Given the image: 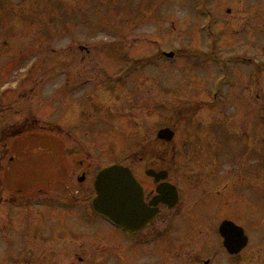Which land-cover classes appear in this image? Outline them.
<instances>
[{
  "label": "flooded vegetation",
  "instance_id": "flooded-vegetation-1",
  "mask_svg": "<svg viewBox=\"0 0 264 264\" xmlns=\"http://www.w3.org/2000/svg\"><path fill=\"white\" fill-rule=\"evenodd\" d=\"M59 1L68 6L75 5V8H72L75 10L82 8V0ZM97 1L100 3V0ZM131 1L123 0L120 9L109 4L110 7L100 12L106 17L109 27L107 29L113 28L120 34L118 43L104 44L102 48V42L96 45L94 40L92 41L89 35L91 29H88L82 37V29L87 27H83L77 12L68 14L65 11L55 12L56 0H0V40L4 32V37L6 36L4 42L7 47L0 52V58H3L0 62V92L16 91L18 87L10 86L9 79L12 77L11 72L15 68L16 61L24 59L27 62L31 61V68L34 62L41 60L45 63L49 61L70 63L77 78L73 89L80 90L96 83L94 78L99 71L93 69L95 65H91L90 69H84L83 72L80 64L86 61L90 65L91 62L97 61V51L108 62L119 60L156 62L162 56H167L168 52H173V50H162L160 44L162 0H133L132 5L129 3ZM246 1L242 0V3ZM111 2L112 0H109V3ZM174 2L177 6V0ZM137 3L138 8H136ZM163 3H172V0H164ZM139 8L149 11L147 15L153 21V28H150L151 35L141 38L146 45L145 48L137 42L138 37L129 35L130 30L140 26L142 28L146 24V20L141 21L146 13ZM256 16L259 19L257 24H260L264 19V12L259 11ZM121 17L124 21H119ZM5 19L8 24L18 19V25L22 30L17 35L11 34V26L8 28ZM27 20L32 21L33 29L30 31L26 28L24 32L25 24L28 25ZM170 25L176 29L173 20L170 21ZM66 39L68 43L65 46ZM105 47L109 48L104 49ZM140 47L144 51L137 53ZM125 50L129 51L125 53ZM126 72L133 74L136 71L126 70ZM8 74H11V77ZM34 88L36 89L37 86L32 89ZM142 88L136 94L127 91L122 93L127 99V104L119 111L110 109L107 118L112 129L108 133L97 131L95 126H91L87 131L82 129L80 132L82 127L76 125L77 134L73 135L67 133L59 124H51L36 118L31 115L32 112H25L22 115L21 122L24 121V129H20L21 134L26 130L29 132L32 128H38L37 131L58 129L68 137L65 141L72 144L67 150L66 148L64 151L61 150L60 154L68 153L70 158L68 156L64 158L62 174L55 171L57 175L54 177L55 180L52 181L50 176H47L42 186L34 191L30 188L17 187L13 189L10 198L0 197V200L5 202L6 206H11L12 210L26 209L28 215V217H5L11 220L14 227L12 239L15 249H18L12 264H226V254L230 259L231 256L240 255L247 248L251 249L253 255L251 264H264V213L259 215L261 217L259 220L250 219L251 230L253 229L255 234L253 238L239 220L240 212L254 203L252 198L251 203L248 202L250 193L244 186L250 185L256 190L259 185L264 189V150H255L251 162L248 163L246 159L245 171L247 172L249 168L250 171L249 175L248 172L245 173L241 183L239 177L232 176L231 171L226 169V163L218 155L215 142L209 143L204 139L193 140L189 123L196 117L202 120L204 118L205 124L210 122L209 117H206L205 106L193 107L189 104V122L185 125V141L182 143L179 140L181 132L178 124L172 122L161 125V90L158 83L153 85V90L149 89L146 93L145 86ZM22 89L25 91V87ZM71 92L69 91L68 94ZM21 93L18 97L28 100L29 104L33 102L31 101L33 95L38 96L37 92L30 94L22 91ZM262 100H264L263 95ZM11 103H14L13 99ZM249 103L251 112L257 113L252 100H249ZM260 108L264 110V101ZM135 111L137 114H144L142 117L144 122L139 124L138 128H134L131 134L127 133L125 144L129 146L122 148L124 160L115 163L130 168L142 185L146 206L155 214L145 217L146 223L140 229L132 231L116 225L109 217L95 211L93 208V200L97 195L95 182L102 166L98 168L92 164L93 162L87 161L86 154L76 155L78 152L76 147L82 141L91 140L90 137L112 135L119 128V124L128 127L133 118L131 114ZM172 118L170 114V120ZM260 120L264 122V115ZM163 128L174 131L172 139L160 138L159 132ZM29 133L34 134L33 131ZM135 142L138 144L134 146ZM6 154V151L1 153V166ZM8 164L9 162L5 164L7 170H9ZM76 168L80 169V173L76 175L75 181ZM93 172L95 179L92 182ZM81 184L85 185L84 190L79 188ZM69 188L71 189L67 190ZM72 189L75 200L72 201L68 196L67 198L60 196V190L63 194L64 190H67L70 194ZM213 204H217L220 208L218 212L213 209ZM228 204L236 208L235 214L226 213L224 208ZM8 207L6 212H9ZM71 211L78 215L65 217L67 214H72ZM226 220L242 226L249 237L248 245L236 254L230 253L225 244V234L221 226ZM115 231L122 232L123 247L132 251L131 255L124 254L119 249L117 239H113ZM229 264L241 263L230 260Z\"/></svg>",
  "mask_w": 264,
  "mask_h": 264
},
{
  "label": "rangeland",
  "instance_id": "rangeland-1",
  "mask_svg": "<svg viewBox=\"0 0 264 264\" xmlns=\"http://www.w3.org/2000/svg\"><path fill=\"white\" fill-rule=\"evenodd\" d=\"M56 1L55 12L78 13L83 27H87L82 29V37L88 29H91L89 35L92 41L94 40L96 45L102 42V48L104 44L120 41V34L113 28L107 29L109 27L106 17L100 12L110 7L109 4L118 9L122 8L123 0H112L111 3L109 0H100V3L97 0H82L80 10L72 9L75 5L68 6L62 1ZM132 2L133 0L129 3ZM163 2L164 0L160 4L163 17L160 44L162 50H173L174 57L162 56L156 62H121L120 60L108 62L97 51V61L91 62L90 65L86 61L80 64L83 72L84 69H90L91 65H95L93 69L99 71L94 78L96 83L80 90L73 89L77 78L70 63L60 61L45 63L41 60L34 62L31 68V61L27 62L26 59L16 61L15 68L11 72L12 77L11 74L8 76L11 77L10 86L18 88L15 89L14 94L10 91L0 92V156L3 151L7 152L3 165H0V197L10 198L13 189L17 187L30 188L34 191L42 186L47 176H50L52 181L55 180L54 177L57 176L55 171L62 174L64 158L67 156L70 158L68 153L60 154L61 150L64 151L65 148L67 150L72 144L65 141L68 137L62 131L58 129L37 131L38 128H32L29 132L33 131L34 134L27 130L22 134L19 132L20 129H24V121L21 120L25 112H32L31 115L42 121L59 124L67 133L73 135L77 134L76 125L82 127L80 132L82 129L87 131L91 126H95L97 131L108 133L112 129L107 118L110 109L119 111L127 104V99L122 93L127 91L136 94L143 89V86L146 93L149 89L153 90V85L157 83L161 90V125L172 122L178 124L181 132L179 140L183 143L186 134L185 125L189 122V104L193 107L205 106L206 117H209L210 122L205 124L204 118L202 120L196 117L189 123L193 140L204 139L209 143L215 142L218 155L226 163V169L231 171L232 176L239 177L238 180L243 183L245 173L248 172L249 175L250 171V168L245 171L246 159L249 163L255 150H264V126H262L264 122L260 120L264 115V110L260 108L264 101L262 100L264 19L257 24L259 19L256 16L257 12H264V0L251 2L247 0L245 3H242V0H177V6L174 0L167 4ZM138 7L137 3L136 8ZM143 12L146 14L141 21L146 20V24L142 28L140 26L130 30L129 35L138 37L137 42L145 48L146 45L141 38L151 35L150 28H153V21L147 15L149 11ZM23 15L26 16L25 13ZM17 20L14 23L12 20L11 24H8L6 19L4 21L8 24V28L11 26L13 35H17L22 30ZM172 20L176 29L170 25ZM119 21H124L123 17ZM31 23L32 21L27 20L28 25L25 24L24 32L26 28L32 31ZM4 34L3 32L0 40V44L2 43L0 52L7 48ZM67 43L68 39L64 45L66 46ZM142 47L136 52L144 51ZM107 48L109 47L104 49ZM128 51L125 50V53ZM2 59L0 58V62ZM126 70L136 72L129 74ZM108 76L111 78H107ZM35 81L37 82L34 85ZM34 86L37 88L32 89ZM22 91L30 94L37 92L38 96L33 95L31 100L33 102L29 104L28 100L18 97ZM69 91L72 92L68 94ZM249 100L254 103L253 107H256L257 113L251 112ZM75 110L79 112L76 111V115H74ZM170 114L173 116L171 120ZM131 115L132 124L129 123L128 127L119 124V128L110 136L96 135L90 137L91 140L88 142H80L76 147L78 150L76 155L86 154V160L93 162L92 164L98 168L118 161L122 162L124 160L122 148L129 146L125 144L127 133L131 134L134 128H138L139 124L144 122L143 113L137 114L135 111ZM137 144L138 142H135L133 145ZM6 162H9V170L5 165ZM253 163L254 161L252 165ZM75 173L74 179L80 173V169L76 168ZM94 179L93 172L91 181L93 182ZM82 185L79 188L84 190L85 185ZM244 188L250 193L248 202L251 203L252 198L254 203L240 212L239 220L253 238L255 234L254 230H251L250 219L259 220L261 218L259 215L264 213V189L259 185L256 190L250 185ZM67 190H64V194L60 190V196L66 198L68 196L72 201L75 200L74 189L70 194ZM228 205L224 208L226 213L235 214L236 208L231 204ZM8 206L0 200V217H4L0 218V264H12L18 250L15 249L12 239L14 227L11 220L5 217H28L26 209L16 211ZM7 207L10 208L9 212L5 211ZM213 209L218 212L220 208L217 204H213ZM71 212L72 214H67L65 217L78 215L74 211ZM121 233L115 231L113 239H117V245L124 254L131 255L132 251L123 247ZM230 260L251 264L253 260L251 249L247 248L240 255L231 256L230 259L226 254L225 263L229 264Z\"/></svg>",
  "mask_w": 264,
  "mask_h": 264
},
{
  "label": "water",
  "instance_id": "water-1",
  "mask_svg": "<svg viewBox=\"0 0 264 264\" xmlns=\"http://www.w3.org/2000/svg\"><path fill=\"white\" fill-rule=\"evenodd\" d=\"M173 55L169 53V56ZM173 135L174 131L170 128H163L159 132L160 138L167 140L172 139ZM95 186L97 195L93 200V208L118 226L138 230L146 223L145 217L155 214L146 206L142 185L129 167L122 164L103 167L97 174ZM221 230L225 234L226 247L232 254L240 252L249 242L244 228L231 220H226Z\"/></svg>",
  "mask_w": 264,
  "mask_h": 264
}]
</instances>
